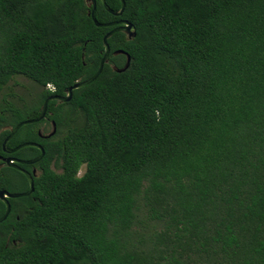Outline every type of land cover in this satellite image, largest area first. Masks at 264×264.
<instances>
[{"label": "trees", "instance_id": "1", "mask_svg": "<svg viewBox=\"0 0 264 264\" xmlns=\"http://www.w3.org/2000/svg\"><path fill=\"white\" fill-rule=\"evenodd\" d=\"M123 2L134 37L114 33L97 78L47 104L54 135L37 137L42 119L5 145L43 156L22 166L32 192L8 200L0 264H264V0ZM90 10L0 0V90L16 77L39 89L29 104L1 100L0 154L7 128L94 74L111 28ZM94 17L117 19L98 0ZM0 190L27 185L6 169Z\"/></svg>", "mask_w": 264, "mask_h": 264}, {"label": "water", "instance_id": "2", "mask_svg": "<svg viewBox=\"0 0 264 264\" xmlns=\"http://www.w3.org/2000/svg\"><path fill=\"white\" fill-rule=\"evenodd\" d=\"M88 1H89L88 7H91V10L89 11V13H87V16L90 17L93 25L95 27L111 28L101 38V44H102L103 49H102V55H101V58L98 62L97 68H96L94 74L90 78H88L87 80L76 81L74 84H72L71 86L66 88L63 96L51 95V96H48L47 98H45L43 100L41 106H40V112L36 118L19 122L13 128H7L8 134L6 135V137L3 139L2 143H1L2 151H5L7 153H13V152H16L19 149H22L25 147L35 148L36 150L39 151V154L35 158H33L31 160L23 161V162L17 161L18 163L25 164V165H32V164L37 163L43 156V150H42L41 146H39L36 143H32V142L21 143V144H18L17 146H15L14 148H12L10 150H6V148H5L6 143L12 138V136L17 132V130L20 129L22 126L30 125V124H34V123L39 122L44 117V115L46 113L47 104L50 101H56L58 103H67V102H69V100L71 98V92L73 90L82 88L97 78V76L101 72L102 66L106 63V60H107V57L109 54V48H108V45L106 43V41L109 37H111L114 33L121 32L129 40V39L133 38L135 35L134 27L129 22H127L125 20H119V21H114V22L105 23V24L97 23L95 20V17H94L95 0H88ZM98 1H99L100 5L103 7V9L105 11H107L109 14H111L113 17H119L123 12V9H124L123 0H118L119 7H118V10L115 12H111L108 9V7L104 3V0H98ZM112 55L113 56L122 55L124 57V64L121 68L112 67V70L115 73L124 72L127 69L128 64H129V56L121 50H116V51L112 52ZM54 133H55V125L51 121L50 122V130L44 136V138H49V137L53 136ZM12 161H15V160H12V159H5L4 160V162L7 166L12 167L13 169L17 170L18 172H20L25 177L26 182H27V190L22 192V193H7L6 191L0 190V202H2V204L4 205V211H3L2 216L0 217V222H2L6 218V216L8 215V212H9V204L7 203L6 199L25 197V196H28L33 190L31 175H34V170H32L31 174H29L28 172H26L22 169H19L18 167L11 164Z\"/></svg>", "mask_w": 264, "mask_h": 264}, {"label": "rangeland", "instance_id": "3", "mask_svg": "<svg viewBox=\"0 0 264 264\" xmlns=\"http://www.w3.org/2000/svg\"><path fill=\"white\" fill-rule=\"evenodd\" d=\"M38 91L39 89L30 81L23 77H16L0 90V102L4 99L5 102L13 106H19L21 103L29 104L30 100L34 101L36 99V93ZM40 128L44 134L50 130L49 125L46 124L40 125ZM81 171H79V174Z\"/></svg>", "mask_w": 264, "mask_h": 264}, {"label": "flooded vegetation", "instance_id": "4", "mask_svg": "<svg viewBox=\"0 0 264 264\" xmlns=\"http://www.w3.org/2000/svg\"><path fill=\"white\" fill-rule=\"evenodd\" d=\"M83 2L85 3L86 7H88L89 1H88V0H83ZM116 18H117V19L113 20L112 22L122 20V19H120L119 17H116ZM42 119L45 121L44 124L49 125V127H50V122H51V120L47 119V118L45 117V115H44V117H43ZM42 119H41V120H42ZM37 123H38V122H37ZM34 124H35V123H34ZM35 133H36L37 137L40 138V139H44V136L47 134V133L44 134V133L42 132V129L40 128V125L35 129ZM5 137H6V136H5ZM5 148H6V147H5ZM10 149H12V148H6V150H10ZM14 153H15V152H13V153H7V152H5V151H2V149H1V154H0V172L3 171V170H6V169H10V170H13V171H15V172L21 174L20 172H18L17 170L13 169L12 167L7 166V165L5 164V162H4L5 159H12V160H15V161H12L11 164H13L14 166L18 167L19 169H22V170L26 171L25 169L22 168V166H28V165L18 163L17 161H22V162H23V161H27V160H23V159H21V158H17V157L12 156V154H14ZM29 170H30V169H29ZM32 170H34V169H31L30 172H31ZM26 172H27V171H26ZM34 172H35V170H34ZM21 175H22V174H21ZM22 176H23V175H22ZM9 177L14 178V176H12L11 174H9ZM23 177H24V176H23ZM24 179H25V177H24ZM25 182H26V179H25ZM26 185H27V182H26ZM3 191H4V190H3ZM25 191H26V190H25ZM6 192H7V191H6ZM7 193H8V192H7ZM8 200H9V199H6L7 203H8ZM0 203L2 204V202H0ZM2 205H3V204H2ZM3 207H4V205H3Z\"/></svg>", "mask_w": 264, "mask_h": 264}]
</instances>
